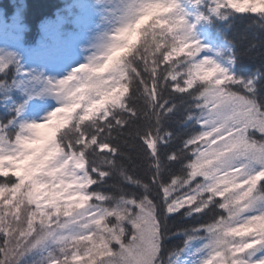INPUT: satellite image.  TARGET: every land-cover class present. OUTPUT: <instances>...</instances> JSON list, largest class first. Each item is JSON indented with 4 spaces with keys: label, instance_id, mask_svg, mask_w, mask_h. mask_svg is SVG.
Masks as SVG:
<instances>
[{
    "label": "snow or ice",
    "instance_id": "6c2138e0",
    "mask_svg": "<svg viewBox=\"0 0 264 264\" xmlns=\"http://www.w3.org/2000/svg\"><path fill=\"white\" fill-rule=\"evenodd\" d=\"M97 3L60 78L0 48V264H264V41L196 33L264 0Z\"/></svg>",
    "mask_w": 264,
    "mask_h": 264
},
{
    "label": "rangeland",
    "instance_id": "374dc122",
    "mask_svg": "<svg viewBox=\"0 0 264 264\" xmlns=\"http://www.w3.org/2000/svg\"><path fill=\"white\" fill-rule=\"evenodd\" d=\"M82 10V15L76 21L79 27L78 33L63 37L61 35L63 21L60 18L47 22L41 28L42 43L32 51L25 49L20 43L21 25L17 17L10 20L0 18V48L15 51L25 68L35 69L48 77L60 78L77 64L85 62L92 45L98 43L101 34L110 28L104 19L107 15L104 5L96 1ZM203 27L202 23L197 25L196 33L207 42V32ZM12 94L18 102L23 99L20 91ZM12 102L9 101V103ZM47 102L55 105V100L51 97L47 98ZM0 111L5 113L6 110L0 106ZM25 116L31 119V107L26 110ZM41 131L46 133L48 129Z\"/></svg>",
    "mask_w": 264,
    "mask_h": 264
},
{
    "label": "trees",
    "instance_id": "16d2710c",
    "mask_svg": "<svg viewBox=\"0 0 264 264\" xmlns=\"http://www.w3.org/2000/svg\"><path fill=\"white\" fill-rule=\"evenodd\" d=\"M96 1L97 0H0V18L10 20L15 16L17 17L21 25V45L31 50L34 49L41 40V26L56 18H61L64 21L62 27L63 36L78 33L79 27L76 21L82 15V8ZM204 27L208 36L219 38L214 44L216 47L220 46L219 41H222L224 37L234 41L238 47H247L248 44L253 41L257 43L264 41V32L259 30L258 25H253L252 22L248 20L235 21L230 30H226L223 23H204ZM242 37L245 38L242 39ZM258 50L264 51V49ZM186 52L187 50H185V53H182L181 56L185 55ZM179 58L181 57L174 56V59ZM12 97L13 102H18L16 97ZM4 114L5 113L0 111V118H2ZM173 130L182 131L180 125H175ZM105 151H107V149H105ZM137 151H139V149ZM133 155H135V153H133ZM136 163H141V160H136ZM217 199L221 198L217 197ZM175 223L179 224L181 222L177 221ZM179 243V240H173V244Z\"/></svg>",
    "mask_w": 264,
    "mask_h": 264
}]
</instances>
